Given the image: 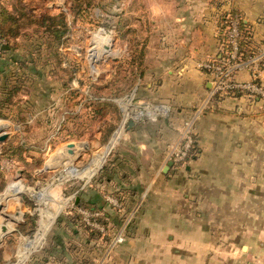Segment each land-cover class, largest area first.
<instances>
[{"label": "rangeland", "instance_id": "374dc122", "mask_svg": "<svg viewBox=\"0 0 264 264\" xmlns=\"http://www.w3.org/2000/svg\"><path fill=\"white\" fill-rule=\"evenodd\" d=\"M0 1L12 11L28 5L31 14L21 15L17 38L0 32V87L5 70L12 93L0 117V126L6 123L0 130L10 133L0 142V198L11 186L20 187L0 204V264H167L166 253L158 257L153 249L168 247L169 226L191 238L201 231L211 235L214 250L204 264H264V175L236 170L242 161H235L231 173L222 161L200 159L196 117L140 99V59L134 66L132 59L144 33L125 31L119 15H97L91 0H83L88 11L77 18L72 0H63L58 10L50 7L53 0ZM48 10L65 13L68 42L36 25ZM129 119L137 122L127 129ZM134 128L135 135L151 136L158 149L159 180L153 189H112L106 178L121 170L104 168L115 160L128 168L130 159L120 149ZM169 215L193 223H155ZM182 245L176 240L174 247ZM173 258L176 264L186 259Z\"/></svg>", "mask_w": 264, "mask_h": 264}, {"label": "crops", "instance_id": "0c3cea01", "mask_svg": "<svg viewBox=\"0 0 264 264\" xmlns=\"http://www.w3.org/2000/svg\"><path fill=\"white\" fill-rule=\"evenodd\" d=\"M62 1L53 0L49 2L50 7L62 9ZM91 1L93 5L97 3L92 10L97 15H119L126 19V23L122 22L125 31L135 30L145 34V57L138 88L140 99L150 97L152 101L166 103L168 109L180 110L190 114L191 118L196 117V141L201 147L200 159L222 161L221 166L231 169V173L235 161H242L236 165V170L264 175V164L261 166L264 163V99L246 93L240 96H212L211 76L200 68L201 62L219 56L222 42L220 19L230 11L242 14L248 24L247 29L251 31L252 44L258 49L261 47L264 43V0ZM64 2L67 3V0ZM234 77L239 81H250L252 78L244 68L236 71ZM261 82L264 85V72L261 74ZM138 114L143 113L139 111ZM122 133L123 129L120 128L114 134L106 155ZM135 134V128L131 129L120 149L121 155L130 159L131 163L126 162L128 168L122 169L116 160L106 165V169L121 170L115 177L107 178L112 189L141 191L151 185L153 189L159 180L161 156L157 147L154 148L153 139L146 133L142 137ZM145 159H149L146 164ZM227 161L233 162L229 164ZM181 222L191 224L193 220L191 217L169 215L165 220L159 218L155 221L158 225ZM156 234L152 232L155 240ZM191 236L192 233L180 235L175 227L169 226L166 236L168 247H157L155 244L153 252L158 257L166 253L167 264H176L177 260L173 257L177 255L186 258L180 261L183 264L208 262L207 254L212 255L214 250L211 235L201 231L194 234L199 238L193 239ZM176 240H183L180 249L174 247ZM55 249L53 246L52 251ZM32 264L39 263L34 261Z\"/></svg>", "mask_w": 264, "mask_h": 264}, {"label": "trees", "instance_id": "16d2710c", "mask_svg": "<svg viewBox=\"0 0 264 264\" xmlns=\"http://www.w3.org/2000/svg\"><path fill=\"white\" fill-rule=\"evenodd\" d=\"M10 2V0H8ZM31 0L30 2H32ZM73 1V12L75 14V18L79 16L82 12H87V8H82V4L84 3L83 0H72ZM83 1V2H82ZM7 3V2H6ZM20 3V2H19ZM30 4V3H29ZM13 5V4H12ZM14 6V5H13ZM28 5H24L23 7L17 9L19 7L18 5H15V11L14 8L9 7V3L5 4L4 2L0 1V32L3 36H10L12 38H17L21 32H20V22H21V15L23 16H31L30 13H28ZM236 13L237 11H233ZM228 14V13H227ZM227 14H223V16L220 19V36L222 40L226 39V33L229 26V18L227 17ZM241 14V13H240ZM33 15V14H32ZM43 15L41 19L36 21V25L41 28L48 37H54L56 40H64L65 42L69 41V35L71 33L70 30V24L66 20L65 13L63 11H60L59 13H52L50 10L48 12L41 14ZM248 28V24L244 21V18L242 16L241 21V37H240V50H239V56H241L242 59H247L248 57L252 56L256 50L258 49L255 44H252L251 41V31ZM50 34V35H48ZM8 49V47H6ZM3 48V49H6ZM230 51V47L226 44V47H224V51L222 53L223 57H227V53ZM7 52V50H6ZM145 57V41H143L142 47L138 50V56L134 57L132 59V65L136 64L137 61L140 59V63H138V66L140 65L139 72L136 75V80H139L142 76L143 72V60ZM31 61V60H30ZM35 60L32 61V64ZM264 67V66H263ZM5 70H3L2 78H3V85L0 87V117H3L6 113L4 111V108H6V103L8 97H12L10 92L8 91V80L10 79V76L7 75V73H4ZM13 72H10L12 76ZM247 93L246 91H234L232 93L233 96H240ZM5 97V99H3ZM218 97V96H216ZM7 98V99H6ZM104 103L101 102L100 106H103ZM96 115H100L101 108L95 109ZM106 169V168H105ZM104 171V170H103ZM110 178V177H107ZM106 178V179H107ZM121 191V190H120ZM125 192V191H123ZM128 193V192H126ZM132 196V194H130ZM91 205L97 204V203H90ZM58 240V241H57ZM59 237H55L56 243L59 245L61 243V240L59 242Z\"/></svg>", "mask_w": 264, "mask_h": 264}, {"label": "built area", "instance_id": "2783aa9c", "mask_svg": "<svg viewBox=\"0 0 264 264\" xmlns=\"http://www.w3.org/2000/svg\"><path fill=\"white\" fill-rule=\"evenodd\" d=\"M227 17L229 26L226 39L221 42L219 56L200 63V68L211 76V95L225 97L240 90L246 91V94L254 98L264 99V85L261 82V74L264 72V43L252 56L242 59L239 56L242 14L230 11ZM226 44L230 51L227 57H223ZM243 68L251 74L250 81H239L234 77L235 72ZM108 200L114 202V199Z\"/></svg>", "mask_w": 264, "mask_h": 264}, {"label": "bare ground", "instance_id": "6f19581e", "mask_svg": "<svg viewBox=\"0 0 264 264\" xmlns=\"http://www.w3.org/2000/svg\"><path fill=\"white\" fill-rule=\"evenodd\" d=\"M102 31H103V30H102ZM103 32H104V31H103ZM104 33H105V32H104ZM108 47H109L108 45H104V50H105V52L109 55L110 50L108 49ZM107 58H108V57H107ZM107 58H106V59H107ZM106 59H105V60H106ZM5 125H6V123L3 124L2 126H0V128L5 127ZM123 127H124V125L122 124L120 128L123 129ZM114 143H115V141H114ZM114 143H112L111 145H114ZM110 147H111V146H110ZM69 152H70V153H73V149L70 148V149H69ZM19 188H20V187H19L18 185H16V186H11V187L9 188V190L7 191V193L5 194V196L2 197V198H0V204H2V202L5 201V199L7 200V199H10V198H12V197H15L16 194L19 193ZM2 231H3V230H2ZM6 231H7V228H6ZM6 231H5V232L3 231V233H6ZM43 232H44V231H43ZM40 235H41V233H40ZM40 235L36 237V242H39V241L41 240ZM43 235H44V234H43ZM41 237H42V236H41ZM36 244H37V243H36ZM28 253H29V252H28ZM25 257H26V253H24V254L22 255L21 260H23Z\"/></svg>", "mask_w": 264, "mask_h": 264}, {"label": "water", "instance_id": "95a60500", "mask_svg": "<svg viewBox=\"0 0 264 264\" xmlns=\"http://www.w3.org/2000/svg\"><path fill=\"white\" fill-rule=\"evenodd\" d=\"M3 48H6V46H3ZM133 96V94L131 95V97ZM127 120V119H126ZM136 119H129L128 121H127V126H126V128L127 129H130V128H132L135 124H136ZM9 136H10V133H8V132H3V131H1L0 130V142H4V141H6L8 138H9ZM169 168V165H166L165 166V168H164V172H166L167 171V169ZM1 196V195H0ZM2 230L5 232L6 231V226H3L2 227Z\"/></svg>", "mask_w": 264, "mask_h": 264}]
</instances>
